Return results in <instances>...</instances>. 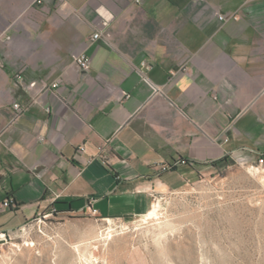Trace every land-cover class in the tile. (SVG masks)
<instances>
[{
	"label": "crops",
	"instance_id": "crops-1",
	"mask_svg": "<svg viewBox=\"0 0 264 264\" xmlns=\"http://www.w3.org/2000/svg\"><path fill=\"white\" fill-rule=\"evenodd\" d=\"M256 153L264 0H0V234L46 211L142 217Z\"/></svg>",
	"mask_w": 264,
	"mask_h": 264
},
{
	"label": "rangeland",
	"instance_id": "rangeland-1",
	"mask_svg": "<svg viewBox=\"0 0 264 264\" xmlns=\"http://www.w3.org/2000/svg\"><path fill=\"white\" fill-rule=\"evenodd\" d=\"M231 161L142 217L46 211L0 235V264H264V155Z\"/></svg>",
	"mask_w": 264,
	"mask_h": 264
},
{
	"label": "built area",
	"instance_id": "built-area-1",
	"mask_svg": "<svg viewBox=\"0 0 264 264\" xmlns=\"http://www.w3.org/2000/svg\"><path fill=\"white\" fill-rule=\"evenodd\" d=\"M219 19L221 21H229V20H238V16L235 15V14H230V15H227V14H222L220 15ZM103 25L104 26H108V22L107 21H103ZM101 37V33L100 32H97L96 34L93 35V39L94 40H97ZM76 62H77V65L82 69V70H89L90 68V58L86 55V54H80L77 59H76ZM143 80L148 84L150 85L154 91H158V87L156 85H154L151 80L143 74ZM56 85H54V87H56ZM14 108L16 109L17 112H22L23 111V108L22 106L19 104V103H16L14 105ZM227 141V140H226ZM173 169V166H167V167H164L163 170L164 171H169V170H172ZM10 203L7 202L5 205L8 206ZM55 212V211H54ZM96 212V211H94ZM0 235H6L5 233H2Z\"/></svg>",
	"mask_w": 264,
	"mask_h": 264
},
{
	"label": "trees",
	"instance_id": "trees-1",
	"mask_svg": "<svg viewBox=\"0 0 264 264\" xmlns=\"http://www.w3.org/2000/svg\"><path fill=\"white\" fill-rule=\"evenodd\" d=\"M232 161L229 160L228 158H223L221 160H218L216 162L213 163V166L217 169L221 168L224 165H229V163H231Z\"/></svg>",
	"mask_w": 264,
	"mask_h": 264
}]
</instances>
